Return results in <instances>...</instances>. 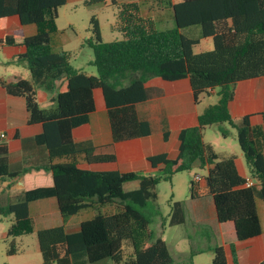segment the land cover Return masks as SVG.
Returning <instances> with one entry per match:
<instances>
[{
    "label": "trees",
    "instance_id": "16d2710c",
    "mask_svg": "<svg viewBox=\"0 0 264 264\" xmlns=\"http://www.w3.org/2000/svg\"><path fill=\"white\" fill-rule=\"evenodd\" d=\"M102 2L85 0V5ZM66 3L67 0H0V30L5 29L11 16L19 17L22 25L38 28L33 36L17 31L0 39V46L25 47L16 62H26L30 72L29 81L4 82L3 87L9 95L25 98L29 125L42 126L35 142L48 150L51 161L60 160L46 167L52 174L51 186L26 189L5 206L0 201L1 218L13 217L7 231V236L13 238L8 255L18 252L14 241L17 237L35 232L29 204L55 197L63 224L36 231L41 264H179L162 238L152 241L150 225L161 214L154 204L160 181L196 165L207 170L205 179L219 222H234L238 241L261 235L256 202L264 201V134L252 125L250 115L234 118L230 104L245 100L250 81L264 77V0H182L171 6L174 26L170 28L144 16L138 3L122 4L117 27L121 39L111 42L102 40L99 23L93 17L94 37L88 45L93 49L96 76L73 68L69 52L53 49L58 10ZM193 26L201 28L204 38H212V51L193 53L200 40L182 33ZM155 77L166 81L188 78L195 103L202 94L219 88L218 102L198 116L196 126L180 131L175 159L166 154L148 158L153 167L164 165L160 175L81 168L85 160L89 164L117 160L115 154H95L89 140L77 141L95 110L94 90L103 91L116 142L146 137L151 134V126L138 118L134 108L149 99L145 84ZM62 78H66L67 88L55 97L56 105L41 108L38 91L55 92ZM125 80L128 85L123 84ZM225 124L236 130L237 142L250 168L249 177L256 181L254 186H245L234 156L220 158L203 139L204 131L213 126H218L226 137ZM168 137L169 133H165V140ZM8 154V145L0 138V184L30 171L12 172ZM135 181L136 189L124 190L126 183ZM112 205L114 212L102 210ZM86 209L95 215L83 221L77 231L69 232L65 223ZM184 223L183 203L175 201L168 224ZM231 253L236 254L235 244H231ZM211 264H227L222 247L214 248Z\"/></svg>",
    "mask_w": 264,
    "mask_h": 264
},
{
    "label": "crops",
    "instance_id": "0c3cea01",
    "mask_svg": "<svg viewBox=\"0 0 264 264\" xmlns=\"http://www.w3.org/2000/svg\"><path fill=\"white\" fill-rule=\"evenodd\" d=\"M181 1L115 0L116 4L114 5L112 0H103L101 5L108 6L110 4L119 8L122 4L138 3L144 16L156 19L163 28H170L174 26L171 6ZM78 2L85 3V0H67L65 5ZM17 31L28 37L35 35L38 28L36 25H22L19 17L11 16L7 19L5 29L0 30V39L6 33ZM58 32L57 28V32L52 34V46L55 51L60 52L63 50L57 49L53 44V36ZM0 48L3 52L0 65L16 62L17 57L26 51L23 46H0ZM21 79L29 81L30 72L27 71V78L17 75L11 76L8 80L0 78V138L8 145L11 171L18 172L24 169H30V171L21 176L7 179L0 184L2 206L15 200L26 189L51 186L53 184L52 174L46 167L51 163L60 162V160L51 161L48 150L35 142L34 138L42 132V126L29 125V112L25 98L9 95L3 87L4 82H16ZM66 88V78L57 81V89L55 92L49 93L45 103L56 105L55 97L58 93L64 92ZM145 88L149 93V99L136 104L134 109L140 120L149 122L151 134L118 142L113 138L110 113L104 100L103 91L100 88L94 90L95 110L90 114L89 124L84 127L77 141L89 140L95 147V154H115L117 160L115 163L92 164L85 160L80 164L81 168L93 171L119 170L121 172H139L144 175H160L164 165L159 164L153 167L148 158L166 154L170 159H175L179 154L180 131L196 126L198 116L208 106H212L208 105L203 110H199L188 78L166 81L155 77L146 82ZM211 93H215V90ZM37 98L39 103V91ZM230 112L234 118L250 115L252 125L259 128L264 134V77L250 81L247 98L232 102ZM165 133H169L167 140L164 138ZM234 157L238 173L242 177H249L250 168L243 153ZM193 188L194 193L190 192L189 202L183 203L185 223L171 227L169 224L162 223L157 233L152 231L150 225V230L154 234L152 241L162 238L167 243L173 259L179 264H211L213 250L216 247L224 249L227 264H264V201L257 200L256 202L262 227L261 235L238 241L234 222H219L214 199L209 193L206 179L204 178V182L203 179L200 182H196L194 179ZM102 210L108 212L113 210L114 212L115 208L111 209V206H106ZM29 212L35 232L63 224L55 197H46L31 202ZM94 215L95 212L91 209L83 210L71 217L65 226L69 232H75L83 221L91 219ZM10 217L13 220V217ZM3 219L5 218L0 216V220ZM167 227L173 228V231L165 240ZM231 244L236 245L234 256L231 253ZM205 253H207L206 256Z\"/></svg>",
    "mask_w": 264,
    "mask_h": 264
},
{
    "label": "rangeland",
    "instance_id": "374dc122",
    "mask_svg": "<svg viewBox=\"0 0 264 264\" xmlns=\"http://www.w3.org/2000/svg\"><path fill=\"white\" fill-rule=\"evenodd\" d=\"M118 12L119 8L110 4L108 6L100 4L89 7L86 6L84 2H78L60 7L59 18L56 24L59 32L53 36L54 46L59 50L70 53V63L73 68L81 70L88 75L96 76L97 70L93 65V49L88 45V41L94 37L91 20L93 17L97 19L102 40L104 42H111L121 39V35L117 28L119 23ZM182 33L189 38L200 40L199 44L193 49L194 54L213 50L212 38H204L199 26L183 29ZM2 53V49L0 48V58L2 57ZM27 71H29V68L26 62L1 64L0 78L8 80V78L15 75L27 78ZM123 84L128 85L129 81L125 80ZM218 91L219 88L215 89V93L202 94L198 102L199 110H203L208 105L217 104L219 99ZM48 95L49 92L43 89L39 90V104L43 108L55 106L45 103V99ZM223 127L228 131L226 137L222 135L218 126H214L204 131V141L213 145L215 152L220 158L241 155V149L236 138V130L228 124L223 125ZM196 176L202 177L204 182V178L207 176V170L201 169L196 165L192 170L174 174L170 180L160 181L157 186L158 198L154 204L159 207L161 214L155 217L151 224L153 232H159L160 224L162 223L168 225L173 202H189L191 198L190 185ZM137 187L138 182H129L125 184L124 190L131 191ZM12 201L14 200L10 202ZM113 208H115V205L111 206V209ZM111 212H113V210H111ZM11 224V217L0 220V264H41L42 255L39 249L36 232L17 237L14 241L18 247V252L12 256L8 255L7 252L13 241V238L7 236V231ZM169 227L171 226L169 225ZM169 227L166 228L165 240L168 239V235L173 231V228ZM204 255L206 256L207 253Z\"/></svg>",
    "mask_w": 264,
    "mask_h": 264
},
{
    "label": "built area",
    "instance_id": "2783aa9c",
    "mask_svg": "<svg viewBox=\"0 0 264 264\" xmlns=\"http://www.w3.org/2000/svg\"><path fill=\"white\" fill-rule=\"evenodd\" d=\"M2 138H4V135H2ZM203 178L200 176L195 177L196 182H200ZM256 184V181L251 179L250 177H245V186H254Z\"/></svg>",
    "mask_w": 264,
    "mask_h": 264
}]
</instances>
